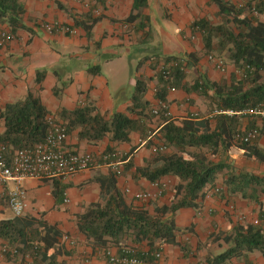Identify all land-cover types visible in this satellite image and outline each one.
I'll return each mask as SVG.
<instances>
[{
  "label": "trees",
  "instance_id": "1",
  "mask_svg": "<svg viewBox=\"0 0 264 264\" xmlns=\"http://www.w3.org/2000/svg\"><path fill=\"white\" fill-rule=\"evenodd\" d=\"M208 3L215 5L218 21L206 17L192 21L190 28L200 33L201 52L192 51L182 59L162 58L163 65L174 61L177 64L169 67L166 77L157 71L161 85L155 92L158 102L167 103L168 88L183 87L188 92L185 85L191 83V89L206 95L212 106L237 110L264 105V20L259 17L264 16V0H241L237 4L230 0H208ZM147 6V0H133L123 23H133ZM24 12L18 0H0V22L6 23L12 33L26 28L22 20ZM99 17L91 18L90 23L75 18L74 24L89 35L91 25ZM202 55H224L235 71L229 74L228 80H210L197 68ZM89 71L98 72V66ZM42 78L43 73L37 72L36 81L40 82ZM65 85L64 81L55 85L54 96L58 97ZM145 89V82L135 81L132 104L125 113L102 114L92 106L77 105L71 110L60 108L53 116L63 122L67 135L74 134L79 141L87 143H96L104 137L110 142H127L134 131L145 138L152 131L149 121L156 117L152 113L153 107L145 99ZM49 114L40 99L28 91L23 99L7 104L0 112L3 119L0 142L13 151L42 141ZM191 115L184 118L165 116L164 110H160L157 117L162 125L155 133L154 155L135 168V179L144 178L157 185L164 176L175 179L169 203L162 206L153 203L152 212L135 206L117 187L118 174L111 170L98 178L99 200L88 204L76 215L77 229L85 240L102 250L111 244L120 248L145 242L151 251L172 244L187 252L186 245L177 241L178 233L183 230L177 227L174 214L186 207L199 210L204 190L220 184L223 186L221 196L239 195L253 201L258 212L256 221L239 219L226 230L210 234L215 241L221 239L226 247L217 255H208L205 263L226 264L231 257H243L248 262V253L254 251L264 258V198L260 197V193H264V174L236 170L225 154L230 147H238L246 159L264 166V147L258 144V139L264 137V118L219 115L212 125L209 119ZM250 129H256L257 136L247 142L239 140L237 134ZM110 151L114 149L107 146L103 154ZM216 157L221 158L216 161ZM96 160L101 161L102 156ZM64 187L54 183L55 204L63 202ZM42 215L17 216L7 204L3 205L0 239L6 261L19 259V264H61L57 257L62 250L59 242L62 234ZM191 230V227L186 228V231Z\"/></svg>",
  "mask_w": 264,
  "mask_h": 264
},
{
  "label": "crops",
  "instance_id": "2",
  "mask_svg": "<svg viewBox=\"0 0 264 264\" xmlns=\"http://www.w3.org/2000/svg\"><path fill=\"white\" fill-rule=\"evenodd\" d=\"M18 1L25 10L22 20L26 28L12 33L6 23L0 22V33L9 32L14 36L12 40L0 37V112L30 91L52 115L60 108L71 110L77 105L92 106L102 114L125 113L132 104L131 95L138 79L145 82V99L155 107L158 103L155 92L161 86L156 73L164 64L162 58L182 59L192 51L201 52L200 33L190 25L194 19L205 16L201 6L207 0H147L148 6L138 19L129 23L128 29H124L122 23L131 11L133 0ZM100 5V17L87 35L83 28L75 26L74 19L90 23L89 20L95 17L93 9ZM50 22L69 25L75 32H47L44 24ZM94 66H98V72L89 71ZM197 68L201 74L216 81L222 80V76L228 80V75L235 71L229 65L226 74H221L206 55L201 56ZM37 72L43 73L40 82L36 81ZM61 81L66 85L58 97L54 96L53 88ZM190 86L191 83L185 85L188 92L183 87L168 88L166 99L170 116L184 118L196 113L198 117H204L213 107L206 95L193 91ZM210 124L213 125L214 120ZM160 125L162 121L157 116L148 123L154 133ZM2 130L3 119L0 118V132ZM143 139L138 131H134L127 142H110L104 137L96 143H87L68 134L65 147L78 153L89 152L99 159L106 147L112 146L118 156L125 158L116 176L117 187L135 206L152 212L153 203L159 206L169 203L175 179L164 176L156 185L144 178L133 177L135 168L154 155L155 135L147 143H141ZM258 144L264 147V137L258 139ZM225 154L236 170L264 174V166L246 159L242 149L231 147ZM110 171L111 168L96 165L63 180L26 178L23 181L26 191L24 214L37 217L43 214L42 218L62 234L59 240L62 250L57 257L61 264H109L103 250L79 233L76 215L88 204L99 200L98 178ZM55 182L65 186L63 202L59 204H55L52 194ZM10 187L12 182L0 184V209L6 204L5 195ZM209 189L204 190L205 194ZM139 192H148L150 197L137 199L135 194ZM260 197L264 198V193H260ZM257 212L258 206L253 201L239 195L220 194L204 197L199 210L178 209L174 219L183 231L178 233L177 241L185 244L188 250L183 252L179 245H163L161 264H206L208 255H217L226 247L221 239L215 241L210 234L226 230L239 220L238 214L247 221H256ZM188 227L192 230L186 231ZM63 236L69 237L71 242ZM133 246L138 250L149 249L145 242ZM107 248L114 252L118 249L112 244ZM2 249L0 239V264H19V259L6 261ZM247 259L248 262L243 257H231L226 264H264V258L256 251L248 253Z\"/></svg>",
  "mask_w": 264,
  "mask_h": 264
},
{
  "label": "built area",
  "instance_id": "3",
  "mask_svg": "<svg viewBox=\"0 0 264 264\" xmlns=\"http://www.w3.org/2000/svg\"><path fill=\"white\" fill-rule=\"evenodd\" d=\"M101 10V5L95 7L93 15L98 16ZM122 27L128 29L129 24L122 23ZM44 29L47 32L62 34L75 32L73 27L58 22L46 23L44 24ZM0 37L4 40H12L14 38L13 34L4 31L0 33ZM209 59L221 72H225L226 68L220 59L212 56H209ZM176 64L175 61L170 62L167 66L162 64L159 71L166 77L169 74V67ZM160 110H164L165 116L170 115L167 103L158 102V105L153 107L152 113L158 116ZM219 115L264 118V105L250 106L237 110L213 106L204 118L210 120ZM191 116L198 117L196 113ZM46 122V134L43 140L38 143L9 151L7 146L0 142V183L12 182V187L7 190L5 195L6 204L17 216L24 215L26 209V191L23 187V181L26 178L49 181L63 180L90 166L96 165H104L118 174L120 172L119 166L125 161V158L118 156L116 151L103 154L101 161L96 160L89 152L78 153L71 151L65 147L67 133L63 122L52 114L47 115ZM154 135L153 131H149L147 136L140 142L146 143L148 140L153 139ZM256 136V129L237 134L239 140L244 142L250 141ZM222 190L221 186L216 185L209 189L204 197L208 198L219 194ZM135 197L137 199H148L150 194L148 192H139L135 194ZM63 238L71 242L69 237L63 236ZM103 255L109 264H161L162 247L151 251L150 249L138 250L130 245L120 247L115 252L107 248L103 249Z\"/></svg>",
  "mask_w": 264,
  "mask_h": 264
},
{
  "label": "rangeland",
  "instance_id": "4",
  "mask_svg": "<svg viewBox=\"0 0 264 264\" xmlns=\"http://www.w3.org/2000/svg\"><path fill=\"white\" fill-rule=\"evenodd\" d=\"M230 1H232V2H234V3H239V2H241V0H230ZM201 10L204 12V14H205V16L204 17H206V18H208L209 20H211V21H213V22H217L218 21V17H217V15H216V7H215V5H213V4H210V3H208V0L207 1H205L204 3H203V5L201 6ZM260 18H264V16H262V15H260L259 16ZM206 56H209V55H206ZM213 58H217V59H220L221 61H222V63H223V65L225 66V68L227 67V66H229L230 64H229V62L227 61V59H226V57L224 56V55H221V56H212ZM210 60V59H209ZM211 61V60H210ZM212 62V61H211ZM213 63V62H212ZM214 69L215 70H219L217 67H215L214 66ZM220 71V70H219ZM221 72V71H220ZM221 74H226V72H222ZM229 76V75H228ZM223 77V76H222ZM221 77V79L222 80H226L225 78H222ZM262 81L264 82V74H263V77H262ZM61 83H62V81L61 82H59V85H61ZM211 121H213V119H210ZM232 147H234V146H232ZM231 148V147H230ZM229 148V149H230ZM234 148H238V147H234ZM1 185L3 184V183H0ZM254 211H255V209H253ZM253 211V212H254ZM243 215L242 214H238V218L241 220V221H244V220H246L244 217H242ZM251 218H253V217H251Z\"/></svg>",
  "mask_w": 264,
  "mask_h": 264
}]
</instances>
